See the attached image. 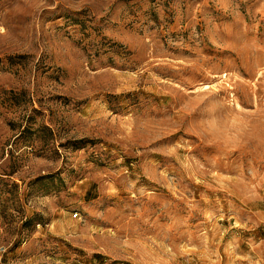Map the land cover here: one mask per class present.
<instances>
[{
  "label": "rangeland",
  "instance_id": "1",
  "mask_svg": "<svg viewBox=\"0 0 264 264\" xmlns=\"http://www.w3.org/2000/svg\"><path fill=\"white\" fill-rule=\"evenodd\" d=\"M0 264H264V0H0Z\"/></svg>",
  "mask_w": 264,
  "mask_h": 264
}]
</instances>
